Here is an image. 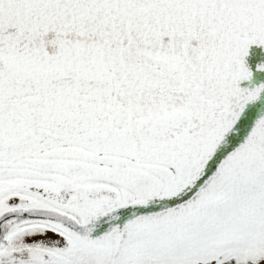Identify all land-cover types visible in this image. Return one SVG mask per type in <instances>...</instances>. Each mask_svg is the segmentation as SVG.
<instances>
[{"label": "snow or ice", "instance_id": "snow-or-ice-1", "mask_svg": "<svg viewBox=\"0 0 264 264\" xmlns=\"http://www.w3.org/2000/svg\"><path fill=\"white\" fill-rule=\"evenodd\" d=\"M0 264H264V0H0Z\"/></svg>", "mask_w": 264, "mask_h": 264}]
</instances>
